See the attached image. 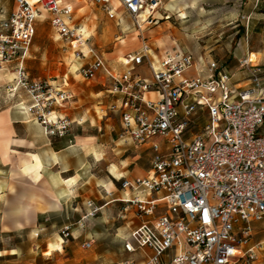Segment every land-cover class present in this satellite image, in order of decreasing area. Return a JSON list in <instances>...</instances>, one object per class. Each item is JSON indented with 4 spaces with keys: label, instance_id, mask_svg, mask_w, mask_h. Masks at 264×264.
I'll return each mask as SVG.
<instances>
[{
    "label": "built area",
    "instance_id": "2783aa9c",
    "mask_svg": "<svg viewBox=\"0 0 264 264\" xmlns=\"http://www.w3.org/2000/svg\"><path fill=\"white\" fill-rule=\"evenodd\" d=\"M16 7L0 20V69L17 63L7 87L12 96L24 90L26 111L48 136H67L73 121L58 113L74 96L50 80L31 78L25 67L38 19L44 12L64 51L73 60L88 59L78 68L86 80L109 76L108 90L119 100L111 109L121 114L122 137L154 152L148 175L123 178L124 198L146 219L124 242L135 253L151 247L143 264H166L163 256L175 248L167 264H237L255 261L263 249L255 241L258 226L264 230V62L251 56L240 60L239 70L249 84L237 86L226 67L212 61L208 75H190L196 66L192 52H171L158 61L144 34L157 23L163 0H117L133 19L142 45L124 57L125 72L109 69L92 36L73 24L74 7L62 0H14ZM102 5L114 17L113 0H86ZM3 12L1 11V14ZM145 66L148 74L140 71ZM104 205L87 201V211L77 222L102 211ZM74 224L61 235L67 241ZM261 230V231H262ZM91 241L85 242L90 248ZM117 264H138L134 258Z\"/></svg>",
    "mask_w": 264,
    "mask_h": 264
},
{
    "label": "crops",
    "instance_id": "0c3cea01",
    "mask_svg": "<svg viewBox=\"0 0 264 264\" xmlns=\"http://www.w3.org/2000/svg\"><path fill=\"white\" fill-rule=\"evenodd\" d=\"M2 1L3 3H1ZM62 1L73 5L75 13V5L81 0ZM115 1L117 0H113V3ZM248 2L249 0H246L244 4H248ZM181 4L183 6L178 7V9L183 13L185 12L186 15L188 10L195 9L194 4L190 0H184ZM11 6L12 0H0V20L15 9L16 3L13 9L7 12V8ZM113 6L116 10L114 17L120 19L122 17V20L117 21L116 28H118V25L122 27L124 23L123 14L126 10L120 4ZM261 6H264V2ZM161 8L162 5L159 10ZM1 11L3 12L2 14ZM156 17L158 18L156 24H160L162 19H171V15L166 12H164V15H156ZM38 21L36 23L37 30ZM73 24L83 27L87 32L89 31L85 23L78 24L75 22V15ZM88 33L90 34L91 32ZM58 39H60L59 36ZM149 44L151 57L155 61L160 60L168 53L184 51L183 48L178 47L171 51L154 53L150 42ZM32 47L33 44L26 62L31 57ZM252 52L258 51L248 50L249 55L247 56H251ZM67 55L70 58V64L73 67L75 66L74 72L81 76L78 68L81 64L88 61L89 58L73 60L71 52H67ZM124 57L120 59L122 70H118L117 66L109 64L104 59L109 69L115 73H122L128 69L122 63ZM195 60L196 66L189 70L188 73L190 75L200 74L207 76L209 63L215 61L214 59L205 60L203 58L197 59L196 57ZM16 69L17 63L0 69V264H92L96 259L102 264H117L129 258H134L138 264H143L148 256L154 253L151 247H146L133 254L125 251V256L117 257L115 261L108 262L105 258V253H98L93 260H90L85 254V249H88L85 247V242L91 241L93 246L99 236L97 233L89 231L87 224L89 220H87L83 228L77 226V222L87 211V201L89 200H93L99 205H104L103 208H111L117 202L122 203L124 198L130 197L131 193L125 192L121 188L120 180L148 175L152 168L153 150L149 145H136L130 138L122 137L120 132L117 139L120 144L142 147V153L145 152L152 155L150 167L136 162L140 156H124L118 160H109L106 150L107 142L101 140L102 135L100 133H87L84 128L80 129V125L86 121V118L80 120L83 115L88 120L94 118L91 108H86L83 112L77 113L66 108L67 105L76 102L74 101L76 93L71 88L68 73L59 79L50 81L59 84L73 94L74 98L62 106L66 109L61 107L58 109V113L67 115L73 121L74 127H77L79 131H74L71 128L67 136H48L44 132L42 125L32 119L26 111V106L29 102L28 94L24 90L19 91L16 96H12L8 92L7 87L13 81ZM139 69L142 73L148 74V69L145 66ZM229 71L234 74V81L237 86H247L250 83L246 73L240 71L239 68L236 71ZM96 80L101 81L106 87V92L111 95L108 109L110 112L119 115L121 123L120 112L111 109V106L118 104L119 100L108 90V74L102 72L97 79L90 81ZM101 92L103 91H96V94ZM105 115L108 116L107 114ZM108 118L112 119L113 117L108 116ZM101 119L102 116H99L97 121L99 129H102ZM106 126L108 127L109 124H106ZM133 164L134 166H132ZM97 166L107 168L112 177L109 175V179H106L104 175H97ZM105 190L116 197L107 200L109 195L106 196L102 193ZM120 206L122 205L120 204ZM105 210L103 209L101 213L105 214ZM132 211L133 215L141 221L131 227V231L125 240L131 236L133 230L139 227L146 219H149L140 217L135 208ZM66 224H74L71 239L69 238V240L65 241L60 234V242H49L41 251H39V245L34 242L29 248V251L34 253V258L26 261L21 257L25 245L13 240H18L19 237L25 235L31 236V238H39L41 235L44 236L52 232L54 228H58L56 233L58 231L61 233L62 228ZM54 234L47 240L53 238ZM175 251V248H173L166 252L162 258L163 262L169 263Z\"/></svg>",
    "mask_w": 264,
    "mask_h": 264
},
{
    "label": "rangeland",
    "instance_id": "374dc122",
    "mask_svg": "<svg viewBox=\"0 0 264 264\" xmlns=\"http://www.w3.org/2000/svg\"><path fill=\"white\" fill-rule=\"evenodd\" d=\"M245 1L190 0L195 9L188 10L186 15L178 9L183 6L181 3L184 0H163L162 8L156 15H164L166 12L171 15V19H162L160 24H147L144 34L151 43L154 53L171 51L180 47L192 52L197 59H214L218 64L232 71L240 67V60L249 55L248 50L258 51L259 59L256 62H264V6H261L264 1L249 0L248 4H244ZM14 5L12 0V6L7 8V12H10ZM74 15L75 22L86 24L97 51L109 64L117 66L118 70H122L120 59L128 53H134L142 45V36L134 25L133 19L126 12L123 14V26L118 25V28L116 23L122 20V17L121 19L110 17L105 8L97 3L83 0L77 2ZM25 67L31 78L43 80L59 79L68 73L71 88L76 93L74 100L76 102L67 105L66 108L75 113L91 108L94 115L92 120H88L83 115L80 120L86 118V121L80 125V129L84 128L87 133L102 135L101 140L107 142L106 150L109 160H118L124 156H140L136 162L150 167L151 154L142 153V147L120 144L117 141L119 133H122V125L119 115L108 109L111 95L106 92V87L101 81L86 80L74 72L75 66L70 64V58L64 51V42L58 39V34L52 27L46 12L39 18L32 54L25 63ZM96 91L103 92L96 94ZM105 114L113 118L109 119ZM99 116H102V129H99L97 122ZM106 124L109 126L107 127ZM71 128L79 131L73 124ZM97 173L109 179L110 173L107 168L97 166ZM121 182L122 180L120 184ZM102 193L109 195L107 200L116 197L106 190ZM123 203L125 202H117L111 208H103L106 209L105 214L99 212L87 222L89 231L99 236L93 246L85 249V254L90 260H93L98 253H105L108 262L125 256L123 249L125 238L130 233L131 227L141 220L133 215V207L126 209L127 204L123 206ZM57 229L54 228L52 232L41 235L39 238L25 235L13 241L23 243L25 248L21 257L26 261L32 260L34 253L29 251V248L34 242L39 245V251L49 242H60L61 233L59 231L56 233ZM261 230L258 226L255 236V241L263 242L259 258L255 261L241 260L237 264H264V230ZM52 233L56 234L47 240L53 235ZM92 264H102V262L96 259Z\"/></svg>",
    "mask_w": 264,
    "mask_h": 264
},
{
    "label": "bare ground",
    "instance_id": "6f19581e",
    "mask_svg": "<svg viewBox=\"0 0 264 264\" xmlns=\"http://www.w3.org/2000/svg\"><path fill=\"white\" fill-rule=\"evenodd\" d=\"M31 3H37L38 0H29ZM116 6L119 5L117 1H115ZM183 13V12H182ZM181 13V14H182ZM251 59L252 61H255L259 59V53L258 52H252L251 53Z\"/></svg>",
    "mask_w": 264,
    "mask_h": 264
}]
</instances>
